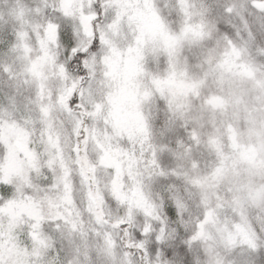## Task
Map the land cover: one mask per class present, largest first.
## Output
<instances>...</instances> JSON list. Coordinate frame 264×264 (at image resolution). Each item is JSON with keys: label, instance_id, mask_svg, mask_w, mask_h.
Segmentation results:
<instances>
[{"label": "snow or ice", "instance_id": "snow-or-ice-1", "mask_svg": "<svg viewBox=\"0 0 264 264\" xmlns=\"http://www.w3.org/2000/svg\"><path fill=\"white\" fill-rule=\"evenodd\" d=\"M0 264H264V0H0Z\"/></svg>", "mask_w": 264, "mask_h": 264}]
</instances>
